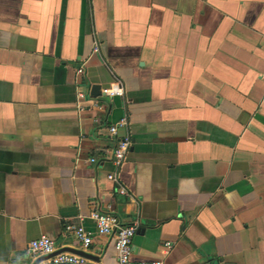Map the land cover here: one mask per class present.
<instances>
[{"label":"crops","instance_id":"crops-1","mask_svg":"<svg viewBox=\"0 0 264 264\" xmlns=\"http://www.w3.org/2000/svg\"><path fill=\"white\" fill-rule=\"evenodd\" d=\"M96 214L133 262L264 264V0H0V264H116Z\"/></svg>","mask_w":264,"mask_h":264},{"label":"built area","instance_id":"built-area-1","mask_svg":"<svg viewBox=\"0 0 264 264\" xmlns=\"http://www.w3.org/2000/svg\"><path fill=\"white\" fill-rule=\"evenodd\" d=\"M97 51V49H95ZM81 72V70H79ZM102 93L106 96L123 97L124 87L122 82L116 81L110 86L103 88ZM84 98V95H80ZM126 119L121 120L118 124L110 128L112 133H116L117 128L125 126ZM130 148L129 138H125L119 144L115 153V164L117 173L111 174L109 179L115 182L119 181V170L126 159ZM94 160H92L93 162ZM95 224L100 235H114V249L116 252V264H163L161 261L152 262H133L132 261V244L136 233L134 226L121 225L119 220L110 214H96L94 216ZM67 231L73 234L75 239L80 242L83 247L89 248L93 243V238L82 225H68ZM57 250L55 241L48 236H42L29 244V251L34 259L54 253ZM89 261L81 256L71 253H61L51 259L40 262L39 264H87ZM97 264V263H92Z\"/></svg>","mask_w":264,"mask_h":264},{"label":"water","instance_id":"water-1","mask_svg":"<svg viewBox=\"0 0 264 264\" xmlns=\"http://www.w3.org/2000/svg\"><path fill=\"white\" fill-rule=\"evenodd\" d=\"M91 94L93 96H98V95L102 94L101 93V88L99 86H93ZM61 253H71V254H75V255L81 256L83 258H86L88 260H92V261L96 260V258L93 255H91L90 253H88V252H86L84 250L66 246V247L57 249L52 254H49V255H46V256H42V257H39V258L35 259L32 264H39L40 262L48 260V259H51L54 256L59 255Z\"/></svg>","mask_w":264,"mask_h":264}]
</instances>
